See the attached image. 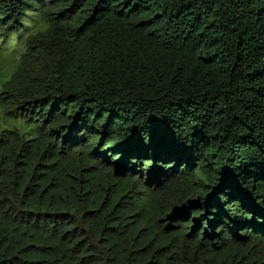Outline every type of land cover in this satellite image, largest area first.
I'll return each mask as SVG.
<instances>
[{
    "label": "trees",
    "instance_id": "trees-1",
    "mask_svg": "<svg viewBox=\"0 0 264 264\" xmlns=\"http://www.w3.org/2000/svg\"><path fill=\"white\" fill-rule=\"evenodd\" d=\"M8 51L0 264H264V0H0Z\"/></svg>",
    "mask_w": 264,
    "mask_h": 264
},
{
    "label": "rangeland",
    "instance_id": "rangeland-1",
    "mask_svg": "<svg viewBox=\"0 0 264 264\" xmlns=\"http://www.w3.org/2000/svg\"><path fill=\"white\" fill-rule=\"evenodd\" d=\"M9 54V55H8ZM11 52H5V54H2L0 57V81L5 78V75L7 72L10 71V66L9 65L11 61ZM1 113H0V127H5L7 126L4 122V120H1Z\"/></svg>",
    "mask_w": 264,
    "mask_h": 264
}]
</instances>
